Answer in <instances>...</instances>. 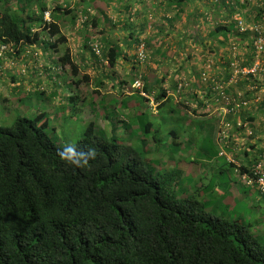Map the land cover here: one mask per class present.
I'll return each instance as SVG.
<instances>
[{"label": "trees", "instance_id": "trees-1", "mask_svg": "<svg viewBox=\"0 0 264 264\" xmlns=\"http://www.w3.org/2000/svg\"><path fill=\"white\" fill-rule=\"evenodd\" d=\"M55 1L41 0L33 12L17 13L8 9L9 0H0V78L7 72L13 73L8 82L11 86L7 87L9 96L15 93L19 76L27 82L48 70L66 72L75 86L80 85L81 80L88 81V75L79 70L85 49L88 50L87 67L92 70L93 61H106L110 68L119 64L125 66L131 61L135 64L138 43L145 38L140 36L147 31L143 42L156 45L151 57H162L166 51H160V46L166 44L172 48L170 43L175 41L172 35L178 31L175 23L179 21V35L184 43L187 40H190L187 45L198 42L200 47L215 51L218 58L231 42L242 41L240 45L247 51L242 52L239 47L235 54L242 66L250 64L254 42L264 37L260 21L263 8H254L253 20L247 16L240 18L243 24L256 25L258 30H239L236 17L241 14V8L247 9L240 0H156L159 9L165 12L161 21L155 10L142 20L141 0H73L76 3L73 8H68L69 0ZM80 4L84 7H77ZM45 13L49 20L44 18ZM155 20L161 24L157 26ZM77 22L85 27L76 34L83 41L80 44L83 57H79L78 62L65 49L66 39L61 27L64 25L67 31H73ZM59 44L64 54L52 64L42 59V67L37 71L41 49L55 51ZM248 48L252 52L249 53ZM233 60L234 57L228 56L221 65L226 70L224 80L210 73L205 82L209 87L219 83L221 91L230 98L237 96V89L247 91L248 97H260L264 93V78L259 79L260 75L264 76L263 70L256 76L249 74L246 78L239 77L236 83L227 84ZM81 68L86 69V65ZM166 74L155 79V85H143L136 93L117 91L120 97L133 99L139 95L142 98L139 105L124 104V99L120 101L121 108L126 110L125 114H118L119 122L128 128L136 125V132H130L129 141L125 143L115 136L108 138L96 133L92 122L72 145H58L43 125H37L35 118L20 116L11 125L0 126V264H264V238L254 235L249 224L232 216L228 205L221 204V200L196 195L197 191L213 185L218 199L226 196L228 186L219 187V181L215 180L221 171L220 165L213 178L215 182L204 184L194 182L190 174L179 167V162L184 161L182 156L165 157L168 165L171 162L169 170L158 169L152 162L153 151L160 144L157 125L137 120L143 112L151 110L150 96L157 109L168 107V111H164L167 117L171 120L176 117L173 116L176 109L161 85ZM178 74L180 72H176V76ZM102 75L96 80L103 86ZM195 75L189 74L194 84L184 98L197 99L202 83L198 82L200 73L198 77ZM142 77L145 79L144 75ZM124 79L119 83L120 89L127 81ZM170 82L171 90H177L181 83L176 77ZM183 89L178 93L183 95ZM108 95L109 104L112 95ZM212 96L220 99L217 92ZM246 96H242L245 101ZM74 98L70 96L69 100ZM222 104L227 112L222 120V114L218 120L212 115L216 120L212 130L219 133L218 142L223 139L231 153L237 149L229 145L228 130H241L245 122L254 119L240 116V107L235 108L231 99ZM193 112L196 117L206 115L195 109ZM177 115L176 119H184V114ZM238 118L241 122L236 120ZM169 131L173 134L174 146H180L182 143L177 140L181 132ZM252 134H257L254 128ZM138 137L139 145L135 147L131 142ZM186 138L192 143L191 136ZM70 146L77 152L94 149L95 158L76 167L61 155ZM247 147L239 154L245 156V163L239 159L237 166L231 159L229 164L238 170V175L245 173L251 180L250 184L244 183L246 186L253 185L264 194L256 183L262 170L253 169L258 161L247 157L248 150L255 146L248 143ZM183 179L187 181L185 184L181 183Z\"/></svg>", "mask_w": 264, "mask_h": 264}, {"label": "rangeland", "instance_id": "rangeland-1", "mask_svg": "<svg viewBox=\"0 0 264 264\" xmlns=\"http://www.w3.org/2000/svg\"><path fill=\"white\" fill-rule=\"evenodd\" d=\"M240 1L247 9L241 8V14H239L236 19L247 16L246 18L253 20V15H256L255 9L263 8L260 14V21L262 29H264V0ZM40 2L41 0H9L7 7L11 12H33L34 8L40 6ZM151 5L153 4L151 3ZM155 22L157 26L161 24L159 21L155 20ZM180 25V21L175 23L178 31L174 32L172 35V41L175 40L174 43L169 42L172 48H169L166 44L160 46V51H166L164 56L155 57V59H153L151 57V50H153L156 45L151 42L145 43V49L146 47L149 48V50H147V59L142 65L136 62V67L138 66V69L132 67L131 63H133V61L127 63L126 66L119 64L114 68H110L102 61H93L92 68L95 67L93 68L94 71L87 67V71L89 70L90 72L88 81L81 80L80 87H76L71 83L68 80V74L60 70L48 71L47 74L50 76L51 80L47 78L37 81L35 77H32L31 81L26 82L19 76L15 84V93L12 94V96H4L3 93L0 92V126L11 125L14 120L20 116L35 118L37 125H43L45 132L58 145H72L81 138L87 125L92 122L96 133L102 134L108 138L115 136L119 141L125 143L129 141L130 132H136V125L128 128L124 126L122 122H119L118 114L123 115L126 110L121 108L120 101L124 99V104L139 105L142 103V98L139 95H135L133 99H128L129 96L120 97L117 91L124 90L125 93L128 94L133 90L134 93H136V90L131 88V84L135 80L132 75L133 71L140 70L143 73L145 78L143 79L144 85L147 86L155 85V79H160L162 78V74L167 73L166 80L161 85L164 90H167V99L171 100L172 105H174L176 109L173 115H176V117L171 120L164 113V111H168V107L165 109H157L156 102L153 101V103H151V100H149L151 112H143L137 120L139 123L150 121L154 122V125H157V129L155 130L160 138V144H158L156 150L154 149L153 151L152 162L158 169L169 170L171 162H169L168 165V160H166L165 157H170L172 155L178 158L182 156L184 161L179 162V167L184 169L185 173H189V178L194 182H202L204 184L213 181L214 176L218 174L216 170L218 167L217 165H220L221 171L218 176L215 177V180L219 181V187L223 185L228 186L226 196L223 199H218L219 194L213 192V185H209L202 191H197L196 195L199 197L209 195V198L217 199V201L221 200V204L228 205L232 216L249 224L254 235L264 238V194L256 191L253 185L246 186L250 184L251 180L247 178L245 173L238 175V170L229 164V159L234 160L233 163H236L237 166L240 164L239 159L240 161L242 160V163H245V156L243 157L239 154H242V151L248 148L247 145L249 143L254 145L255 148H251L250 151L248 150L247 157L255 162L258 161L255 168L253 167L254 171L259 169L264 171V93L260 94V97L251 98L245 95L247 91L243 92L241 89H237V96L234 98H230L231 96L228 97L233 101L235 108L239 109L240 107L242 111L241 114H239L240 116H252L254 119L244 124L242 123L241 130H236L235 128H230L228 130L229 134L227 135V139L230 141L229 145L232 144V146L237 149L230 153L223 139L218 142L220 138L219 133L212 130V126L216 121L212 115H216L218 120L222 114V120L223 115L227 112L226 107L222 104L223 102L221 103L215 100V97L212 96L213 91L209 89H213L214 87H209L208 83L203 80L202 84L199 86L196 100L190 99L189 97L184 98L186 93L192 91V85L194 84V78L189 77V74L195 73V76H197L198 68L206 59L210 62L212 61V64L214 63V66L211 68L212 73L215 74L214 77L219 80H224L223 78L226 70H224L221 65L229 55V47L228 45L225 47L226 49L221 52L223 56L221 57L220 55L218 59V55L215 51H209L205 47H200V43L198 42H195V44L189 43L187 45L188 41H190L187 40L184 43V40L182 41L179 35V29H181ZM82 28L84 29L85 27L76 24V27H74L75 30H69V32H72V35L76 36L77 32ZM147 33H142L140 37H145L143 40L146 39ZM170 39L171 38H169L168 41ZM177 40H179L178 43H176ZM165 42H167V40ZM237 42L242 44V41L237 40ZM76 47L70 46L73 50L72 52H76ZM262 47L264 51V45ZM135 48H133V50H135ZM249 48L248 52L250 53L252 49ZM246 51V48L242 46V52ZM263 51L262 53H257L254 50L253 59L256 62L259 61L261 70L263 69L264 71ZM53 53L56 55V52ZM155 56L158 55L156 54ZM186 57L188 58L186 59ZM42 59H40L37 64V71H40L42 67L41 62H44ZM154 61L159 63L158 67L155 65ZM205 64L206 67L204 71L207 72L206 68L208 64ZM105 72L106 74L102 75ZM176 72H180V74L176 76ZM205 72L202 73L203 78L206 77ZM99 75L100 77L102 75V78H104L103 82L105 85L103 86H99V82L96 80ZM175 77L179 78V80H181L182 77L190 80V82H188L189 85L182 90L184 92L183 95L178 93L176 89H170L172 83L170 81ZM263 78L264 76H259V79ZM0 79H4V77ZM121 79L127 80L122 89H120L119 85ZM7 81L9 82V79ZM8 82H6V84H8ZM0 83H2L1 80ZM41 84L43 85L40 88L39 86ZM9 86H11V83H9ZM154 91L155 90H153V93ZM217 91L218 94H220L218 89ZM108 94L112 95L109 104L107 103ZM70 96L75 97L73 101L69 100ZM242 96H246L248 102L245 101ZM149 98L152 99L151 96ZM84 99H86V101H83ZM115 100L118 101V104H116ZM198 102L200 105L197 104ZM247 104H249V106H246ZM193 109L197 112L199 111L198 113H206V115H197L198 117H196ZM177 113L181 115L184 114V119H176L178 117ZM159 114L161 115L157 117L156 115ZM161 116L162 118H160ZM236 120L241 122L240 118ZM253 128L257 131L255 136L252 134ZM170 129L181 132V138L177 140L182 143L180 146H174L172 142L173 134L170 133ZM182 131L184 133H182ZM190 136L192 138V143H188L189 141H187L186 138ZM138 140L139 137L137 141L134 140L131 143L137 147L139 145ZM258 149L262 151L257 153L256 151ZM190 160H195L196 163H192ZM215 180L212 183H214ZM186 182V179H183L181 183L185 184ZM244 183H246V185Z\"/></svg>", "mask_w": 264, "mask_h": 264}, {"label": "clouds", "instance_id": "clouds-1", "mask_svg": "<svg viewBox=\"0 0 264 264\" xmlns=\"http://www.w3.org/2000/svg\"><path fill=\"white\" fill-rule=\"evenodd\" d=\"M55 2H58V3H60V2H62V0H56ZM237 20H239V23H241L242 24V26L245 28L244 30H241V26H240V24L238 23V25H239V30L241 31V32H243V31H251L250 29H249V27H252V26H256V25H252V24H243V21L242 20H240V19H237ZM262 32V30L260 31V33ZM142 38V37H141ZM260 38H262V43H263V45H264V37H260ZM258 40V39H257ZM229 48V55L228 56H231V57H233V53L235 52V54H238V48L240 47H242V45H240V43H238L237 41H233V42H231L230 44H229V46H228ZM233 47L235 48L234 50H233ZM253 49L255 50V45H254V47H253ZM147 48L145 49V42H143V40H141L139 43H138V46H137V49H136V52L138 53L137 54V59H136V61L138 62V63H140L141 65L142 64H144V62L146 61V59H147V55H148V52H147ZM264 52V51H263ZM142 53V57H140V54ZM262 53V52H261ZM39 58L40 59H42V54H40L39 55ZM219 59V58H218ZM217 59V60H218ZM253 60V58L251 59V61ZM104 63H106L107 64V62L106 61H104ZM205 63H207V64H210V69L207 71V79L210 77V73H212V66H214V63L212 64V61L210 62V61H208L207 59H206V61L205 62H203V64L201 63V66L198 68V74H197V76H199V73H200V78L198 79V82L199 83H202V81L204 80L203 79V76H202V73L204 72V70H205V66H206V64ZM251 63V62H250ZM134 65V67L133 68H137L138 69V66L136 67V65H137V63H135V64H132V66ZM126 66V65H125ZM263 70V69H262ZM133 71V70H132ZM86 74V73H85ZM88 75V74H87ZM90 75V74H89ZM93 76V75H92ZM133 76H134V78L133 79H135L134 81H133V83L131 84V88L132 89H135L136 90V92H138V91H140L141 90V87L144 85V81H143V73L140 71V70H137V71H133ZM179 79V78H178ZM206 79V80H207ZM85 80V79H84ZM188 78H183L182 77V79L180 80V84L178 85L179 87L177 88V92L178 91H180V89L181 88H185V87H187L189 84H188V82H190V80H188ZM206 80H204V82L206 81ZM85 81H87V80H85ZM80 83H81V81H80ZM99 84V83H98ZM219 84V83H218ZM215 85H217V84H214V86H212V87H214L213 89H212V91L213 92H217V94H218V91H217V89H215ZM99 86H102V85H99ZM182 86H184V87H182ZM76 87H80L79 85H77ZM100 88V87H99ZM83 92H85V91H83ZM130 92H134L133 90L132 91H130ZM129 92V93H130ZM128 93V94H129ZM139 93H141V95H143V96H145V97H148L144 92H139ZM219 95V94H218ZM220 96V95H219ZM149 98V97H148ZM152 100V99H151ZM215 100H218L219 102H223L222 100H221V97H220V99H218V98H216ZM83 101H86V99H84ZM151 103H153V102H151ZM218 106H219V104H218ZM65 154H66V156H65ZM61 155H62V158H65L70 164H73V165H75L76 167H82V166H84V165H86L87 163H88V161H89V159H94L95 158V155H96V153H95V150L94 149H89L87 152H84V151H80V152H77L76 151V149L74 148V147H67V148H65L64 149V151H63V153H61ZM229 159V158H228ZM231 159H229V161H230Z\"/></svg>", "mask_w": 264, "mask_h": 264}, {"label": "crops", "instance_id": "crops-1", "mask_svg": "<svg viewBox=\"0 0 264 264\" xmlns=\"http://www.w3.org/2000/svg\"><path fill=\"white\" fill-rule=\"evenodd\" d=\"M62 1H64V0H62ZM74 2H75V0H74ZM73 2V0H69V3L70 4H68V8H73L74 6H75V4L76 3H74ZM154 2V3H153ZM151 3L153 4V5H151ZM65 4V3H64ZM78 6H80V7H84V5H77V7ZM155 7H156V9H155ZM158 11L159 12V14L160 15H158V17L160 18V21H161V16L165 13L164 12V9H159V6H158V4H157V1L156 0H141V2H140V16H141V18H142V20L143 19H145V16H150V12H152L153 13V11ZM169 14V13H168ZM158 17H156L155 16V18L157 19ZM141 20V21H142ZM140 21V22H141ZM156 21H158V20H156ZM77 25H79V24H77ZM63 29H64V32H62L63 33V35L65 36V39H66V41L64 42V45H65V49H68L67 51H68V53L70 54V56H71V58L72 59H74L75 61H79V57H83V55H81L82 54V50H83V47L82 46H80V44L82 45L83 44V41L81 42V40H80V38H78V37H76V36H73L72 35V32H69V31H67L66 30V27L63 25V26H61ZM115 28L117 29L118 28V25H115ZM70 46H73V47H76V52L74 53V52H72L73 50L70 48ZM61 48H62V46H60V44H59V46H57V48H56V50L55 51H46L44 48H42L41 49V53H42V58H43V60L45 61V60H47L48 61V63H51L52 64V61L53 60H57L58 59V57H60V56H62L63 54H64V51L65 50H63V52L61 51ZM59 49H60V51H59ZM53 52H56V55H55V53H53ZM87 54H88V50L87 49H85V52H84V56H85V58L83 59V62H80V64H81V66H80V73H86V74H90V72H89V70L87 71ZM86 65V69L85 70H83L81 67H84ZM49 71V70H48ZM48 71H43L44 73H43V76H41V77H36V80L37 81H41V80H45V79H47V78H50V76L47 74L48 73ZM12 76H13V73H11V72H7V74H6V76L4 77V79H0L1 80V82L2 83H0V86H1V88H0V92L1 93H3V95L4 96H8L7 95V87L9 86V83L8 84H6V82H8L7 80L8 79H11L12 78ZM32 80V79H31ZM50 80H51V78H50ZM15 84V83H14ZM7 86V87H6ZM42 86V84L40 85V87ZM26 90L28 91V89L26 88Z\"/></svg>", "mask_w": 264, "mask_h": 264}, {"label": "built area", "instance_id": "built-area-1", "mask_svg": "<svg viewBox=\"0 0 264 264\" xmlns=\"http://www.w3.org/2000/svg\"><path fill=\"white\" fill-rule=\"evenodd\" d=\"M44 18L46 20H49V15L48 13H45L44 15ZM240 26H241V30H244L245 28L242 26L241 23H239ZM250 30H255L257 29L258 30V27L257 26H252V27H249ZM254 45H255V51L257 53H261L263 51V43H262V38H258V40L256 42H254ZM235 48L233 47V50ZM140 57H142V53L140 54ZM233 57H234V60L232 61L231 63V76L227 82V84H232V83H236L237 82V79L239 77L241 78H246L249 74L253 75V76H256L258 75L259 71H261V66H260V63L259 61H255L254 59L251 61V63L249 65H245V66H242L239 64V62L235 59V52L233 53ZM254 61V62H253ZM206 67V66H205ZM210 69V64H208L207 68H206V71H208ZM23 72V70L21 71ZM205 72V71H204ZM203 72V73H204ZM206 73V79H207V72ZM205 78H203L204 80H206ZM215 89H218L220 91V97H221V100L223 102H225V104H227L230 99L224 94L223 91H221L222 89V85H215ZM262 175H260V177L257 179V184H258V187L260 188V190L262 192H264V180H263V176H264V171L261 172ZM251 183V182H250Z\"/></svg>", "mask_w": 264, "mask_h": 264}]
</instances>
